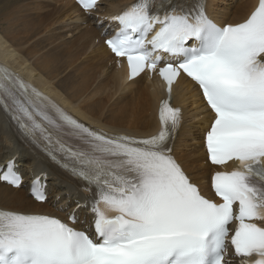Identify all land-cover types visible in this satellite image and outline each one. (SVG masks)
<instances>
[{"label": "snow or ice", "instance_id": "obj_1", "mask_svg": "<svg viewBox=\"0 0 264 264\" xmlns=\"http://www.w3.org/2000/svg\"><path fill=\"white\" fill-rule=\"evenodd\" d=\"M79 3L92 9L98 0ZM109 19L119 29L106 43L130 76L158 71L166 81L160 130L136 138L92 129L0 65V107L82 182L94 228L90 235L74 227L75 210L65 220L0 209V264H225L229 243L241 264H264V0L247 19L223 26L208 15L207 0H135ZM182 74L213 114L209 161L239 162L212 175L219 201L201 193L172 153L182 112L170 101ZM15 167V160L0 167V181L19 188ZM30 192L47 200L39 177Z\"/></svg>", "mask_w": 264, "mask_h": 264}, {"label": "bare ground", "instance_id": "obj_2", "mask_svg": "<svg viewBox=\"0 0 264 264\" xmlns=\"http://www.w3.org/2000/svg\"><path fill=\"white\" fill-rule=\"evenodd\" d=\"M36 1L41 0H0V62L12 67L22 75L23 80L53 96L93 126L133 136L156 133L159 129V102L167 96L164 85L157 78L149 79L146 73L128 81L125 64L120 63L119 68L116 66V58L103 43L102 28H94L91 20L84 26L75 25V28L82 26L81 33L67 38V27L72 26L66 24V20L89 16L81 12L73 0H63L59 5L49 4L55 0ZM127 1L131 0L107 1L106 5L97 7V12L120 11L121 5ZM257 1L240 0L233 7L221 9L216 0H207V9L222 24L236 23L247 18ZM172 97L173 104L180 105L183 110V123L174 140L172 153L202 191L210 194L207 175H211L214 167L207 162L203 130L213 115L196 85L185 77L175 85ZM198 110L204 112L200 119L204 128L197 130L199 144L195 147L196 152L188 155L181 152L179 146L190 129L188 116ZM16 136L0 111V147L6 138L8 145L13 143L11 148H0V163L4 164L17 153L18 158L22 156V163L27 157V160L32 157ZM22 148L29 155L22 153ZM28 166L23 164L22 169L26 167L35 171L34 168H37L38 173H48V181L51 182L49 199L35 204L24 190L0 184V207L55 214V191L64 204H72L74 198L83 199L79 188L62 177L54 165L45 167V164L34 162ZM77 214L81 215V210Z\"/></svg>", "mask_w": 264, "mask_h": 264}, {"label": "rangeland", "instance_id": "obj_3", "mask_svg": "<svg viewBox=\"0 0 264 264\" xmlns=\"http://www.w3.org/2000/svg\"><path fill=\"white\" fill-rule=\"evenodd\" d=\"M41 1H44V0H41ZM41 1H36V2H41ZM61 1H63V0H55V1H51L49 4L59 5L61 3ZM216 1H217L218 4L221 5V7H222L221 9H224V8L233 7L234 4H236L240 0H223V1L222 0H216ZM105 5H106V2H105ZM73 19H77V20H73ZM89 20L93 21V23L91 25L94 26V28L96 27L98 29H101V28H102V30L104 29L103 28L104 26L100 27L97 23H94L95 19L93 18L92 15H89L87 18L74 17V18H70V19L66 20V24L69 23L72 26V27H67V30H66L67 34H68V35L66 34L67 38H70L69 35H74V34H77V33H81L80 32L81 27L84 26V25H87L89 23ZM80 24L82 26H77V28H75V25H80ZM203 113L204 112L202 110H198L194 114L188 116L187 123H188V126H189L190 129H189L188 133L186 134L185 139L182 142L183 149L181 150V152H186L188 155H192V154H194L196 152V148L195 147L199 144L197 142L198 137H196L197 130L199 128H204V126H201V124H200V119H201V116L203 115ZM147 115L150 116V112H148ZM189 119H191L192 121L188 122ZM8 137L10 138L11 136H8ZM7 139L8 138H6V140L3 141L2 146L3 147H7V148H11V145L13 143H11V145L10 144L8 145ZM190 140L193 141L194 146L192 145V142ZM14 145H15V148H16V144L15 143H14ZM21 157L18 158V161L20 162V167L22 168V159H21ZM199 159L202 160V157H199ZM27 167L29 168L28 164H27ZM34 170H35V172L38 171L37 168H34ZM208 176H209V173L207 175V179H208ZM50 193L51 192H49V194ZM49 196H51V195H49Z\"/></svg>", "mask_w": 264, "mask_h": 264}, {"label": "trees", "instance_id": "obj_4", "mask_svg": "<svg viewBox=\"0 0 264 264\" xmlns=\"http://www.w3.org/2000/svg\"><path fill=\"white\" fill-rule=\"evenodd\" d=\"M21 150H22V153H23V152H26V153H27V151L24 150V148H22ZM27 154H28V153H27ZM28 155H29V154H28ZM27 159H28V157L26 158V161H23L22 165H23V164H26V162L29 161V160H27ZM24 169H26V167H24ZM27 169H28V168H27Z\"/></svg>", "mask_w": 264, "mask_h": 264}]
</instances>
